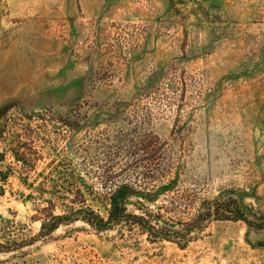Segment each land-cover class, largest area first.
I'll list each match as a JSON object with an SVG mask.
<instances>
[{
	"label": "rangeland",
	"instance_id": "374dc122",
	"mask_svg": "<svg viewBox=\"0 0 264 264\" xmlns=\"http://www.w3.org/2000/svg\"><path fill=\"white\" fill-rule=\"evenodd\" d=\"M158 142L169 195L192 213L235 198L252 224L213 221L186 248L84 221L34 238L57 195L153 189ZM0 153V264H264V0H0Z\"/></svg>",
	"mask_w": 264,
	"mask_h": 264
},
{
	"label": "trees",
	"instance_id": "16d2710c",
	"mask_svg": "<svg viewBox=\"0 0 264 264\" xmlns=\"http://www.w3.org/2000/svg\"><path fill=\"white\" fill-rule=\"evenodd\" d=\"M158 144L159 147L155 152L158 155L157 162L153 166L148 163L145 165L152 168V174L143 177L145 182L153 185V189L148 187L136 189L129 181H118L114 176L105 179L104 183L110 187V190L103 196L88 193L82 190L81 186L69 197L66 194L57 195L56 198L66 199L69 203H63L65 208L61 213H56L57 205L53 198L46 200L47 205L37 206L39 215H35L33 219L41 221V228L34 238L47 237L61 225L84 221L98 231L112 230L118 226L137 227L148 236L149 240L170 241L181 248H186L213 221H244L249 225L252 224L235 198L204 199L195 213H192L194 208L192 199L169 195L177 187L179 173L176 177L168 179L173 166L166 163L163 156L159 157L163 154L164 143L158 142ZM150 147L151 144L145 141L138 148L137 153H142L143 156L144 153L149 152ZM11 151L26 173L36 170V162L27 158V154L21 152L20 147H14ZM5 160L6 154L0 153V162ZM148 160L150 158L146 157L142 161ZM163 195L169 197L168 204L158 203ZM100 198L105 199L109 206L106 215L101 214L92 204ZM89 200L92 203H88ZM12 250H14L13 246L0 241V252Z\"/></svg>",
	"mask_w": 264,
	"mask_h": 264
}]
</instances>
